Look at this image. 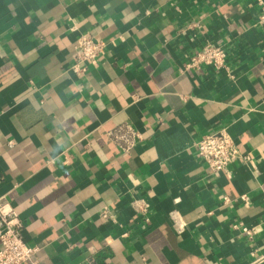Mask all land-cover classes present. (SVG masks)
Listing matches in <instances>:
<instances>
[{
	"label": "crops",
	"instance_id": "obj_1",
	"mask_svg": "<svg viewBox=\"0 0 264 264\" xmlns=\"http://www.w3.org/2000/svg\"><path fill=\"white\" fill-rule=\"evenodd\" d=\"M263 11L0 0V198L35 264H264ZM85 34L106 51L77 75ZM206 43L227 69H185ZM124 124L142 137L127 154L108 135ZM222 128L242 157L218 175L196 143Z\"/></svg>",
	"mask_w": 264,
	"mask_h": 264
},
{
	"label": "built area",
	"instance_id": "obj_2",
	"mask_svg": "<svg viewBox=\"0 0 264 264\" xmlns=\"http://www.w3.org/2000/svg\"><path fill=\"white\" fill-rule=\"evenodd\" d=\"M258 21L264 25V11ZM105 51L106 43L103 40L90 34L82 35L73 48L72 71L83 75L87 66L99 67ZM203 68L216 71L227 69L225 48L219 44L206 43L185 65L187 70L199 71ZM108 135L124 154L132 152L142 139L141 134L130 124L119 126ZM196 148L199 159L213 174L218 175L226 173L228 167L242 157L231 134L224 128L201 137ZM104 214L107 216V210ZM21 230L22 222L17 211L7 200L0 198V264H35L33 258L37 248L24 242ZM243 231L251 235L247 228Z\"/></svg>",
	"mask_w": 264,
	"mask_h": 264
}]
</instances>
